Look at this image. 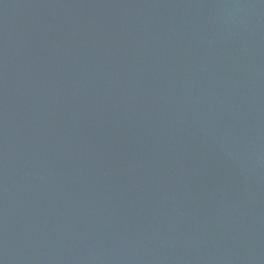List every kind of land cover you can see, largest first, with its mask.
I'll return each mask as SVG.
<instances>
[{
	"label": "water",
	"instance_id": "obj_1",
	"mask_svg": "<svg viewBox=\"0 0 264 264\" xmlns=\"http://www.w3.org/2000/svg\"><path fill=\"white\" fill-rule=\"evenodd\" d=\"M0 264H264V0H0Z\"/></svg>",
	"mask_w": 264,
	"mask_h": 264
}]
</instances>
